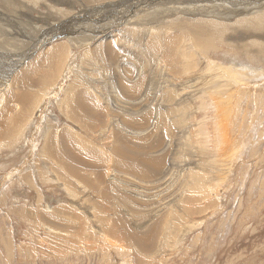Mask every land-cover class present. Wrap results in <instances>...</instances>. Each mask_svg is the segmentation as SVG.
<instances>
[{"label":"rangeland","instance_id":"1","mask_svg":"<svg viewBox=\"0 0 264 264\" xmlns=\"http://www.w3.org/2000/svg\"><path fill=\"white\" fill-rule=\"evenodd\" d=\"M212 1L210 0L209 3L221 5L224 10L231 11L241 7L231 0L229 1L231 5L227 0ZM37 2L42 4H38V7L34 9L37 13H32L31 19L32 25L37 27L38 32L46 25L42 22L37 24L36 20L46 18L47 13L57 14L55 8L58 13L67 12L70 17L76 19L78 17L75 14L84 8L81 7V5L84 6L81 3V5H74L70 9L66 6L67 1H62V6L59 5L55 8L50 7L53 6V3H50L49 0H37ZM160 2L169 6L173 0ZM176 2H181V0ZM151 5L153 6V4ZM2 7L9 9L0 1V8ZM3 8L0 10L1 20L4 17L3 14L8 13L3 12L5 10ZM170 8L172 7L158 10L165 11ZM15 9L17 12L14 11ZM15 9L10 8L9 10H12L18 17V11L19 15L23 11ZM57 15L54 19L57 17L58 20L60 14ZM173 17L167 19L170 23L167 27L157 28L155 26L158 30L152 28L153 32L149 33V38L160 34L158 38L163 43L164 40L172 41L173 54L168 58L176 67H183L180 65L183 55L189 56L196 52L195 58L199 57L201 60L196 62L193 55L190 56L193 57L190 60L191 64L189 63L192 66L191 73L195 75L191 82L199 83L196 77L207 80V82L194 85L198 90L194 96H190L186 90L187 83L183 90V87L180 89L177 87L174 90L167 87L164 77L163 81L161 80L164 82L163 85L160 84V81L157 82V85L151 84L150 73L156 75L157 69H159L158 63L153 62L158 53H152L153 56L140 54L129 43L130 39L138 38L137 35L148 33L150 27L148 25L145 28H141L139 25L138 28L136 26L125 28L126 24L123 22L113 32L115 34L123 33L122 35L127 40L126 44L135 51L129 53L127 59L124 58L129 68L124 69L131 72L137 65H140L147 72L145 73L147 82H145V78L142 83L148 91L147 95L142 85L138 91L134 89L119 90L121 87L118 77H114L119 68L113 67L114 64L107 61L108 56L112 59L110 54L107 58H102L100 47L97 49L99 51L94 49L96 45H101V43L98 44L100 41L97 42L96 39H93L90 43L82 38L81 34L83 33L84 35H82L85 36L86 33L78 27L85 22L80 20L79 25L73 23L74 28L79 30L73 28L76 32L72 33L65 28L63 33H59V35H64L63 38L56 36L47 39L43 42L44 44L41 43V46L39 45L34 51L35 53L33 52L28 59L21 62V65L14 68L10 81H6L4 77L8 76L12 64L19 61L32 49L36 33L25 29L24 38L18 37L19 41L13 47L21 54V57L4 60L3 62L7 64L0 66V121L9 118L10 112L18 108V106L13 107L15 97L19 92L14 89L17 85L15 81H19V79H15L18 73L33 67L35 63L42 62L43 68H45L40 67V69L36 65L35 69H32L35 71V78L31 77L33 81L42 82L38 77L39 71L48 69L46 60L51 58L49 55L51 49L61 48L64 56L60 59L61 67L58 70V78L56 75L47 85V87L51 85L47 90L48 93L44 92L41 97L40 92L35 100L30 96V100L33 102L23 110L25 119L21 125L8 139L0 138V264H264V52L256 53L247 47L245 48L247 53H245L223 47L218 48L215 45L213 54L204 57L200 54V49L194 46L193 39L189 34L175 29L178 24L176 25L177 22L173 21L179 16ZM66 19L70 18H64L63 23L66 22ZM231 19L230 23H233L240 17ZM6 25L5 21H0V44L4 39H10L9 34H12L11 27ZM4 30L8 31V34L4 33ZM99 36L103 38L102 35ZM224 37H226V43L232 45H247L252 41L246 38L240 39L239 35ZM72 38H77L78 43H72ZM174 38L175 41L172 40ZM107 40L116 39L113 36ZM114 46L118 47L117 50L119 49L121 55H124L117 42ZM184 46L187 49L185 51ZM115 47L114 49H116ZM5 49L7 46L2 47L0 51ZM97 52H99L98 56ZM186 58L188 59V57ZM37 60L38 62H36ZM66 62L71 64V67ZM65 66L70 67L67 73L64 72ZM125 70L122 74L129 75L130 79L128 78V80L132 82L134 76ZM49 72L52 70L50 69ZM111 72H113L112 75H110ZM112 76L113 78H111ZM207 76L210 78L207 79ZM84 81L90 82L91 84L85 85H90L92 88L85 87ZM74 85L77 86L73 90ZM78 90L83 91L88 96L87 98L95 101L92 115L83 121L77 117L72 119L67 115L66 101ZM116 90H119L118 93ZM125 90L126 92H124ZM130 91L133 92L130 94ZM55 93H59V96ZM33 94L36 95V93ZM139 94H142V97ZM188 95L190 97H187ZM109 96L112 99H110L111 102ZM168 96L171 99L174 98L170 107L176 106L177 111L183 108L187 118L185 117L186 120L166 118L165 125L159 126V121L154 115L157 113L159 103L162 105L163 101L166 104V101L169 100ZM9 99L11 101L8 102ZM117 100L120 101L117 102ZM155 101L157 102L154 103ZM180 102L182 105L179 106ZM149 103L152 104L153 109ZM109 107L112 109L110 110ZM18 109L16 111H19ZM130 109L134 111H130ZM147 109L148 111H146ZM121 112L123 113L121 114ZM117 114L120 115V118ZM103 116H106V119ZM135 116L138 120L134 118ZM94 120L100 121L97 123ZM2 123L4 122L2 121ZM154 125L158 127L156 128ZM116 127H122V130ZM137 129L139 132L136 131ZM63 131L76 141L71 151V154L75 153L74 158L77 156L84 158H77L75 161L78 163V160H82L81 163L79 161L77 166L73 165L82 178L85 176L83 180L75 179L68 174L65 165L67 157L64 156V159L62 148H58L59 155L56 160L50 161L47 158L46 153L51 147L52 139ZM136 132L138 135L135 134ZM120 134L125 136L120 137L121 145L126 138L124 141L128 147L133 148L132 146L137 145L143 148L141 151L149 148L147 154H153L151 155L153 158L164 156L163 171L171 176V179L167 180L168 183L170 181V185L166 182L165 186L162 185L163 188L162 186L159 188V184L155 182L157 180L155 176L144 177L138 181L136 176L119 171V169L134 165L131 160H128L129 157L124 159L121 156H116L112 150L114 143L118 145L114 139ZM134 135H137L138 138ZM172 136L174 140L171 139ZM150 138L152 143L149 142ZM132 141L136 144L132 143L131 146L129 142ZM58 146H63L61 141H57L52 147ZM82 148L87 153L88 150H92L93 152L89 153L102 156V163L100 161V163L91 164L87 162L84 157L86 153L81 150ZM158 150L164 151L160 153L157 152ZM82 162L83 165H80ZM181 166L184 168V172L181 170ZM188 170L190 171L188 172ZM194 172L197 173L196 182L192 180ZM112 173L115 175L112 176ZM156 190L160 192L156 193ZM103 192H105L104 196ZM164 192L166 193L164 194ZM168 200L174 202L175 205ZM209 203L214 204L211 207H206V204ZM168 204L171 205L170 208ZM108 208H110L109 211L106 210ZM191 209L194 212L189 211ZM154 210L161 212L156 213ZM151 211L150 218L152 217L153 221L149 219ZM184 212L187 215L185 217L182 216ZM165 214L169 217L166 218ZM170 215L179 216L180 219L178 222L172 221L173 229L168 230L165 234L167 224L172 220ZM206 218H208L207 221H202ZM163 220L168 223L161 225Z\"/></svg>","mask_w":264,"mask_h":264},{"label":"bare ground","instance_id":"2","mask_svg":"<svg viewBox=\"0 0 264 264\" xmlns=\"http://www.w3.org/2000/svg\"><path fill=\"white\" fill-rule=\"evenodd\" d=\"M2 2V4L4 3L6 6L10 8H13V10L15 8H18V10L20 9V11H23L22 13H20L19 15V11H18V17L17 15L15 16L14 12H12V10L10 11L9 9H5L3 8V12H8L7 14H3V21H5V24H7L6 26H9L11 27V30H12V34H9L10 36V39H4L3 42L0 44V50L2 47H6L7 46V49L3 50V51H0V61H1V64L0 66H3L7 63H4L3 61L4 60H13L15 58H19L21 57V54L19 52H17L13 45L18 42V37H21V38H24V30H30L31 32H34L36 33V35L34 36V41H33V45H32V49L29 50L19 61H16L12 64L11 66V69H10V72L8 74L7 77H4L6 79V81H8L9 79H11V74H12V71L14 70L15 67H18V65L20 64L21 65V62L23 60H25L26 58L28 59V57L37 49V47L45 42L47 39H50V38H55L56 36L57 37H62L64 35H59V33H63L65 28H67V30H69L70 32L74 33L76 31L73 30V28L75 27L73 23H80V21H83L85 22V24L83 25H80L78 28L81 29L83 32H85V36H82V38H85L88 42L91 43V41L93 39H96L98 44L101 43V45H96L94 47L95 50L98 49V47H100V54H102V58L106 57L110 54L112 59L109 58L108 56V62L110 63H113L114 66L113 67H116V68H119L117 70V72L115 73L114 77L117 78L118 77V80H119V84H120V87L121 89L119 90H122L123 89H134V90H139L144 84L143 81H145V78H146V81L147 82V77L145 75V73H147L145 70H143L144 68H142V66L140 65H137L135 69H133L131 72H127V70H125L124 68H128L127 67V64L125 63L124 61V58H128V54L131 52H135L134 49L136 48V52H139L140 54H144L146 56H153L152 53H158L156 54V58L153 59V62H156L158 63V72H156L157 74L153 75L150 73L149 75V79L151 80V84L154 83L155 85H157V82L160 81V84L163 85L164 82H162L163 80V77L165 79V83H167V87L169 86L170 89L174 90L175 88L179 87H183L182 90L184 89L185 87V83H187L188 85L185 87L186 90H188V93L190 96H194L198 93V90L195 89L194 85H198V84H205L207 82V80H204L202 78H199V77H196V80L199 81V83H192L191 81H193L195 75L191 73V69L192 66L190 65V60L194 57V59L196 60V62L200 61L201 59L199 57L195 58V55H196V52H193L192 55L193 57H190L192 55H189V56H185L183 55L182 56V61L180 63V65H183V67H176L173 63H171L170 59L168 58L169 55H172L173 54V47H172V41L171 40H164V43L162 42L161 39L158 38V35L160 34H156V37H153V38H149V33H152L153 30L152 28H155L157 29L158 27H164L167 25H170V23L167 21V19L178 15L179 18L178 19H173L174 21L173 22H177L176 25L178 24V27H176L175 29H178V31H183L187 34H189L192 39H193V43H194V46H196L197 48H199V52L201 55H203L204 57H209L210 54H213L212 52L213 49H214V46L217 45L218 48L220 47H223L225 49H231V50H237V51H242V52H245L247 53V51L245 50V48H250L252 49L253 51H255L256 53H263L264 52V0H231V1H234L235 4H239V6H241L240 8L236 9V10H224L222 8L221 5H213V4H210V0H181V2H176L175 0H173V3L169 6H166L165 4H161L160 1L162 0H116V1H109V0H49L50 3H53V6H50V7H53L55 8L56 6H59L61 5L62 6V1H67L66 3V6L67 7H72L74 5H81L84 4V6L81 5V7L83 8V10L79 11L77 14V19L74 18V17H70L69 14H67V12H65L64 14H61L60 12L58 13V10L55 8V13L57 14H60L59 15V19L57 20V17L54 19L55 15L57 14H48V16L44 19H35L34 18V22L36 20L37 24L39 22H42L46 25V27L44 29H41L40 32H38L37 30V27L35 25H32V19H31V16H32V13H37L34 9L36 7H38V4H42V3H38L37 0H18L19 2H16L15 0H0ZM109 1V2H108ZM212 1V0H211ZM230 0H227L228 4L231 5V3L229 2ZM45 2V1H44ZM120 2V3H119ZM213 2V1H212ZM211 2V3H212ZM260 2V3H259ZM47 3V2H46ZM45 3V4H46ZM64 3V2H63ZM165 3H167L165 1ZM218 3V2H216ZM65 4V3H64ZM153 4V6L151 5ZM224 4V3H223ZM226 5V4H225ZM46 6V5H45ZM99 6V7H97ZM101 6V7H100ZM94 7V8H93ZM155 7V9H154ZM164 7H172L165 11H162V10H158L160 8H164ZM229 7V6H228ZM0 8V10L2 9ZM45 8V7H44ZM150 8H152L150 11H148ZM47 9V7H46ZM51 9V8H50ZM71 9V8H70ZM147 11H144L146 10ZM17 9H15L14 11H16ZM63 10V9H62ZM2 12V11H1ZM17 12V11H16ZM48 12H49V6H48ZM51 12V11H50ZM70 13V12H69ZM42 14V13H40ZM44 14V13H43ZM46 14V15H47ZM161 15V16H160ZM58 16V15H57ZM233 17H240V19L236 20L235 22L233 23H230V20H232L231 18ZM18 18V20H17ZM64 18H70V19H66V22L63 23L65 20H63ZM80 18V19H79ZM174 18V17H173ZM212 21H211V20ZM1 18H0V21H2ZM92 20H95V21H92ZM50 21H52L51 23H49ZM217 21H220V22H217ZM105 22V23H104ZM112 22H115L114 24ZM125 23L126 26L125 28H128V27H134L136 26L138 28V25L141 27V28H145L147 25L150 26L149 27V32H144V34H140V35H137L138 38H135V39H130L129 40V43L130 45L134 48H132L131 46L127 45L126 44V37H124L122 34L123 33H118V34H115L113 33L114 32V29L120 24V23ZM4 23V22H3ZM58 23V24H57ZM82 24V23H81ZM124 24V25H125ZM79 25V24H78ZM174 26V24H172ZM157 28H156V27ZM41 28V27H40ZM43 28V27H42ZM148 28V27H147ZM171 28V27H170ZM75 29V28H74ZM77 29V28H76ZM75 29V30H76ZM77 29V30H79ZM169 29V28H168ZM167 29V30H168ZM174 29V30H175ZM44 32H43V31ZM126 30V29H125ZM158 30V29H157ZM165 30V31H167ZM171 30V29H170ZM173 30V29H172ZM162 31V30H161ZM3 32V31H2ZM130 32V31H129ZM160 32V31H158ZM4 33L8 34V31H5L4 30ZM47 33V34H46ZM56 33V34H55ZM3 34V33H2ZM55 34V35H54ZM68 34V33H66ZM164 34V33H163ZM77 35V34H76ZM99 35H102L103 38H101ZM226 35H239L240 36V39H243V38H246V39H251L252 41L247 44V45H232V44H229V43H226ZM115 37V39L117 40H107L106 39H111L112 37ZM134 36V34H133ZM136 37V36H135ZM170 38L172 36H169ZM63 38V37H62ZM81 39V37H78ZM173 38V37H172ZM59 39V38H58ZM54 40V39H53ZM57 40V39H56ZM79 40V39H78ZM175 41V38L172 39ZM72 43H78L77 42V38H72L71 39ZM228 41H229V38H228ZM66 42V41H65ZM116 42L119 44L120 46V49L124 52V55H121V53H119V49L117 50V48L114 46V44H116ZM44 44V43H43ZM80 44V43H79ZM78 44V45H79ZM96 44V43H95ZM93 44V45H95ZM74 45V44H73ZM81 45V44H80ZM193 45V44H192ZM41 46V45H40ZM158 46H160V49H158ZM114 47L116 49H114ZM65 48V47H64ZM73 48V47H71ZM130 48H132L130 50ZM93 49V51H94ZM184 51L187 50L186 47L184 46L183 47ZM48 50V49H47ZM70 50V49H69ZM68 50V51H69ZM97 50V51H99ZM63 50L61 48L59 49H51V51L49 52V55L51 56L50 60H46V67L48 68L47 70H44V71H39V75L38 77L42 80V82H37V81H33V79H31V77L33 78L34 77V73L35 71L32 70V69H35L34 67L37 65L38 68H43V64L42 62L39 63L38 60L36 62L38 63H35V65L33 67H29L27 69H24L22 68L23 71H21L20 73H18V75L16 76L15 79H19L18 82H16L15 80V83L17 84L15 86V90L16 91H19L17 92L18 96L15 97V104L13 105V107H17L18 106V110L19 111H16L17 109H14L13 111L10 112V115H9V118H5V119H2L0 121V138L5 140V139H8L9 136L14 133V131L16 130V128L21 125V123L23 122V119H25V113L23 112V110L26 108V107H29L31 105V103L33 102V100H35V97H38L40 95V92H41V97L43 96V93L47 92V90H49V87L51 85H48V83L50 82V80L52 78H55V76L57 75V78H58V70L60 69L61 65H60V59L63 58ZM120 51V52H122ZM122 52V54H123ZM210 52V53H209ZM35 53V52H34ZM98 53L97 52V56H98ZM65 54V53H64ZM68 54V53H67ZM160 54V55H159ZM96 55V53H95ZM74 56V55H72ZM75 57V56H74ZM188 57V59L186 58ZM76 58V57H75ZM74 59V58H73ZM72 59V60H73ZM125 59V60H126ZM150 59V58H149ZM71 60V61H72ZM75 60V59H74ZM73 60V62H75ZM68 61V59H67ZM152 61V60H151ZM44 62V61H43ZM67 63V62H66ZM68 63H70L68 61ZM67 63V64H68ZM109 63V64H110ZM190 63V64H189ZM69 65V64H68ZM71 65V64H70ZM69 65V66H70ZM111 65V64H110ZM109 65V66H110ZM69 66H65L66 67V70H64V72L66 71V73L69 71ZM140 66V67H139ZM73 67V66H72ZM138 67V68H137ZM169 67V68H168ZM21 68V67H20ZM40 68V69H41ZM45 68V67H44ZM43 68V69H44ZM121 68H123L127 73H132V75L134 76V80L131 82L128 80V78L130 79V76L129 75H126V74H122L124 72V70H122ZM17 69V68H16ZM52 70V72H49V70ZM72 69V68H71ZM129 69V68H128ZM207 69V68H206ZM154 70V69H153ZM152 70V71H153ZM115 72V71H114ZM113 72H111L110 75H112ZM186 73V74H185ZM207 73V72H206ZM135 74V75H134ZM66 75V74H65ZM123 75V78L125 79H121ZM145 75V77H144ZM148 75V74H147ZM198 75V74H197ZM204 75V74H203ZM151 76V77H150ZM62 78H66L65 76H61ZM60 77V78H61ZM226 77V76H225ZM3 78V77H2ZM35 78V77H34ZM37 78V76H36ZM113 78V76L111 77ZM144 78V79H143ZM210 78L209 76H207V79ZM39 79V80H40ZM109 79V78H107ZM224 79V78H223ZM121 80H124L123 82ZM162 80V81H161ZM5 81V80H4ZM5 81V82H6ZM10 81V80H9ZM112 81V80H110ZM218 81V80H217ZM13 82V81H12ZM144 82V83H145ZM203 82V83H202ZM84 83V86L89 88L91 87L90 85H85V84H91L90 82H83ZM113 83V82H112ZM116 83H118L116 81ZM115 83V84H116ZM179 83V84H178ZM75 84V83H74ZM100 84V83H99ZM125 84V85H123ZM150 84V86H151ZM177 84V86H176ZM63 85V84H62ZM79 85V84H77ZM77 85H74L73 87V90L76 88ZM97 85V84H96ZM113 85V84H112ZM142 85V86H141ZM153 85V84H152ZM258 85V84H257ZM154 86V85H153ZM2 87V86H1ZM6 87V86H5ZM60 87V86H59ZM80 87V86H79ZM82 87V86H81ZM94 87V86H93ZM108 87V86H107ZM111 87V86H110ZM115 88V86H113ZM117 87H118V84H117ZM119 87V88H120ZM144 87V86H143ZM152 87V86H151ZM163 87V86H162ZM165 87V85H164ZM19 88V89H18ZM84 88V87H83ZM92 88V87H91ZM98 88V87H97ZM156 88V87H155ZM154 88V90H155ZM203 88V87H202ZM218 88V87H217ZM62 89V88H61ZM106 89V88H105ZM148 89V88H147ZM150 89V88H149ZM148 89V90H149ZM153 89V88H151ZM178 89V90H179ZM255 89V88H254ZM21 90V92H20ZM90 90V89H89ZM107 90H110V89H107ZM119 90H116L119 91ZM126 90L124 92H126ZM143 90V89H142ZM144 90H146V87H144ZM153 90V91H154ZM15 91V92H16ZM96 91V90H95ZM177 91V90H176ZM180 91V90H179ZM58 92V91H57ZM131 92L133 91H130V94ZM145 92V91H144ZM147 90H146V95H147ZM31 93V94H30ZM33 93H36L33 94ZM45 93V94H46ZM61 93V91H60ZM69 93V92H67ZM118 93V92H117ZM141 93V92H140ZM173 93V92H172ZM44 94V95H45ZM53 94V93H51ZM50 94V96H51ZM57 96H59L57 93H55ZM103 94V93H102ZM116 94V93H115ZM150 94V93H149ZM148 94V95H149ZM109 95V94H108ZM126 95V94H125ZM124 95V96H125ZM132 95H135V93ZM131 95V97L133 98V96ZM141 95L142 97V94H139V96ZM187 96V97H190V96ZM30 96H32L33 100H30ZM114 96V95H113ZM119 96V95H118ZM121 96V95H120ZM119 96V97H120ZM145 96V94H144ZM88 96L85 95V93H83V91L81 90H78V91H75L73 96L70 97L67 101H66V108L68 109V114L69 117H71L73 119V117H77L79 120L83 121V119L89 117L90 115H92V109H94V104H95V101L87 98ZM105 97H106V94H105ZM127 97V95H126ZM147 97V96H146ZM169 97V100L166 101V104L162 101V105L159 103V106L157 107L156 104L154 105V103H156L157 101H155L154 103H152L154 106H156L158 108L157 110V113L156 115H154L158 121H159V126H164L165 125V121H166V118H170V119H179V120H186V116H185V113H184V110L183 108H181L179 111L176 110V106L175 107H170L171 105V102H173V99ZM173 97V96H172ZM48 98V97H47ZM46 98V99H47ZM104 98V96H103ZM107 98V97H106ZM129 98V97H127ZM135 98V97H134ZM55 99V98H54ZM110 96H109V100H110ZM120 99V98H119ZM126 99V98H125ZM141 99V98H139ZM162 100V98H160ZM192 99V98H191ZM108 100V98H107ZM112 100V99H111ZM110 100V102H111ZM128 100V99H127ZM131 100V99H130ZM159 100V99H158ZM164 100V99H163ZM166 100V99H165ZM218 100V98H217ZM236 100V99H235ZM238 100V99H237ZM11 101V99L8 100V102ZM42 101H44L42 99ZM116 101V100H115ZM120 101V100H117V102ZM123 101V98L121 100V102ZM185 101H189V100H185ZM184 101V102H185ZM192 101V100H191ZM48 102V101H46ZM104 103H106L105 101H103ZM109 102V101H108ZM107 102V104H108ZM116 102V103H117ZM119 102V103H121ZM127 102V101H126ZM161 102V101H160ZM45 103V102H43ZM42 103V104H43ZM115 103V102H114ZM164 103V104H163ZM169 103V104H167ZM183 103V101H182ZM225 103V102H223ZM122 104V103H121ZM150 104V103H149ZM150 104V106L152 105ZM103 105V104H102ZM101 105V106H102ZM110 105V103H109ZM108 105V106H109ZM133 105H135V103H133ZM176 105V104H175ZM182 105L181 102L179 103V106ZM44 106V105H43ZM99 106V105H98ZM112 106V105H111ZM116 106V105H115ZM118 106V105H117ZM126 106V105H125ZM140 106V105H139ZM104 107V105H103ZM120 107V106H119ZM138 107V106H137ZM153 106H151L152 108ZM43 108V107H42ZM128 108V107H127ZM150 108V107H148ZM10 109V108H9ZM109 109L111 110L112 108L109 107ZM153 109V108H152ZM154 109V111H155ZM105 110V109H104ZM122 110H124L122 108ZM42 111V110H41ZM66 111V110H65ZM96 112L98 110H95ZM101 111V109H100ZM117 111V110H116ZM119 111V110H118ZM130 111H134V110H131ZM145 111V110H143ZM148 111V109L146 110ZM153 111V110H152ZM115 112V111H114ZM137 112V111H135ZM156 112V111H155ZM100 113V112H99ZM103 113V111H102ZM115 113H118V112H115ZM115 113H112V114H115ZM123 112H121L122 114ZM125 113V112H124ZM144 113V112H143ZM236 113V112H235ZM39 114V113H38ZM96 114V113H95ZM120 114V113H119ZM128 114V113H126ZM135 114V113H134ZM141 114V113H140ZM146 114V113H144ZM155 114V113H154ZM97 115V114H96ZM118 115V114H117ZM116 115V116H117ZM129 115V114H128ZM137 115V114H136ZM148 115V114H147ZM146 115V116H147ZM153 115V114H152ZM231 115H234L231 113ZM27 116V115H26ZM98 116V115H97ZM111 116V115H110ZM114 116V115H113ZM119 118H120V115H118ZM132 116V115H131ZM158 116V117H157ZM92 117V116H91ZM90 117V118H91ZM100 117V116H99ZM102 117V115H101ZM105 119H106V116H103ZM125 117V116H123ZM127 117V116H126ZM133 117V116H132ZM131 117V118H132ZM139 117V116H137ZM186 117V118H185ZM114 118H117V117H114ZM128 118V117H127ZM136 118V116L134 117ZM133 118V119H134ZM147 118V117H146ZM145 118V119H146ZM101 119V118H100ZM105 119H103V121H105ZM111 119V118H110ZM109 119V120H110ZM144 119V118H143ZM144 119V120H145ZM154 119V118H152ZM88 120V119H87ZM98 120V119H97ZM112 120V119H111ZM128 120V119H127ZM136 120H138L136 118ZM140 120V119H139ZM143 120V121H144ZM148 120V119H147ZM2 121L4 123H2ZM95 121V120H94ZM100 121V120H99ZM98 121V122H99ZM102 121V120H101ZM130 121V120H128ZM127 121V122H128ZM134 121V120H133ZM142 121V122H143ZM149 121V120H148ZM151 121V120H150ZM97 122V121H95ZM97 122V123H98ZM107 122V120H106ZM113 122V120H112ZM111 122V123H112ZM115 122V121H114ZM155 122V121H153ZM101 123V122H100ZM99 123V124H100ZM110 123V124H111ZM130 123V122H129ZM151 123V122H150ZM169 123H171L169 121ZM109 124V125H110ZM116 124V123H115ZM114 124V125H115ZM125 124V123H124ZM152 124V123H151ZM97 125V124H96ZM95 125V126H96ZM104 125V124H102ZM113 125V124H112ZM122 125V124H121ZM133 125V124H132ZM140 125V124H139ZM153 125V124H152ZM152 125H149V126H152ZM170 125V124H169ZM94 126V127H95ZM115 126H118V125H115ZM130 126V125H129ZM138 126V125H137ZM156 128L158 127L157 125H154ZM172 126V125H171ZM125 127V126H124ZM128 127V126H126ZM140 127H143V126H140ZM92 128V127H91ZM111 128V127H110ZM115 128V127H114ZM117 128V127H116ZM119 129H121L120 127H118ZM117 128V129H118ZM130 128V127H129ZM164 128V127H163ZM144 129V128H142ZM151 129V128H150ZM184 129V128H183ZM187 129V128H186ZM109 130V129H108ZM114 130V129H113ZM112 130V131H113ZM122 130V129H121ZM126 130H128L126 128ZM145 130V129H144ZM171 130V129H170ZM175 130V129H174ZM74 131V130H73ZM123 131H125V129H123ZM137 132L138 129L136 130ZM141 131V129H140ZM147 131V130H145ZM180 131V130H179ZM104 132V131H103ZM129 132V131H128ZM128 132H125V133H128ZM135 133L138 135V133ZM152 132V131H151ZM162 132V131H161ZM184 132V131H183ZM239 132V131H238ZM144 133V132H143ZM153 133V132H152ZM173 133V132H172ZM179 133V132H178ZM109 134V133H108ZM124 134V133H123ZM148 134V132H147ZM153 134H156V133H153ZM152 134V135H153ZM169 134V133H168ZM223 134V133H222ZM118 135V133H117ZM137 135H134L137 137ZM140 135H141V132H140ZM151 135V136H152ZM157 135V134H156ZM171 135V134H170ZM173 135V134H172ZM123 136V135H122ZM121 134L120 136H116L115 139H114V142L116 141L118 143V145H115L114 143V146L112 148V150L114 151V154L116 156H121L122 158L124 159H127L128 157V160H131V162L134 164V165H129L128 168H125V169H119V171H122L123 173L127 174H131L133 176H136L138 178V181L139 179H143L144 177H152V176H155L156 177V181H155V178H154V181L157 182V184H159V188L160 186H162L164 184L165 186V183L167 182V180L171 177L169 175V173H165L163 170H164V166H165V163H164V156L161 157V156H158V157H155L153 158V154H150L148 155L147 154V150H144V151H141L143 150V148L141 147H138L137 145H134L132 146V143H134L133 141L132 142H129L131 144V147H128L125 143V141L123 140V145H121V142H120V137H122ZM161 136V135H160ZM107 137V136H106ZM125 137V136H123ZM127 137V136H126ZM130 137V136H129ZM146 137V136H145ZM154 137L156 138V136L154 135ZM158 137V136H157ZM179 138V136H177ZM173 138V136L171 137V139ZM224 138V137H223ZM151 139V138H150ZM168 139V138H167ZM220 139V138H219ZM156 140V139H155ZM154 140V141H155ZM174 140V139H172ZM176 140V138H175ZM57 141H61L62 145L63 146H58V147H52L54 144H56ZM131 141V140H130ZM158 141V139H157ZM162 141V140H161ZM164 141V140H163ZM32 142V141H31ZM150 143H152V139L151 141H149ZM148 142V143H149ZM156 142V141H155ZM160 142V141H159ZM145 143V142H144ZM147 143V144H148ZM149 143V144H150ZM157 143V142H156ZM154 143V144H156ZM165 143V142H164ZM172 143V142H171ZM76 144V141L74 139L71 138V136L63 131L60 135H58L56 138H53L52 139V144H51V147L49 149V151L46 153L47 155V158L50 160V161H53V160H56L58 158V152H59V149L58 148H62L63 149V157L66 156L67 159H64L67 160V162L65 163V165L67 166V171H68V174H70L73 178L75 179H78V180H83V178H85V176H83V178L79 175L78 171L76 170L75 167H73V165L77 166L76 164L81 163L82 160H78V163L77 161H75L77 158L80 159V158H83V157H75V153L71 154V151H72V147L73 145ZM136 144V143H134ZM138 144V143H137ZM143 144V143H142ZM141 144V145H142ZM143 145H146V144H143ZM170 145V144H169ZM140 146V145H139ZM159 146V145H158ZM229 146V145H228ZM31 147V146H30ZM152 147V145H151ZM163 147V146H162ZM131 148V149H130ZM141 148V149H140ZM157 148V147H155ZM154 148V149H155ZM32 149V148H30ZM167 149V148H166ZM83 150V148L81 149ZM88 150V148H87ZM153 150V148H152ZM165 150V149H164ZM163 150V151H164ZM168 150V149H167ZM62 151V150H60ZM89 152H93L92 150H88ZM163 151H157V152H160L162 153ZM31 152V151H30ZM84 153H86V155L84 156L85 159L87 160V162H89L90 164L91 163H102V156H96V154H92V153H87L83 150ZM112 152V151H111ZM151 152V151H150ZM166 152V151H165ZM171 152V151H169ZM113 153V152H112ZM155 153V152H153ZM234 153V152H233ZM61 154V153H60ZM157 155V154H156ZM245 155V154H244ZM168 159V157H166ZM170 158V157H169ZM84 159V158H83ZM104 159V158H103ZM108 160V159H107ZM100 161V162H99ZM135 161V162H133ZM169 161V160H168ZM84 162V161H83ZM83 162L82 164L80 165H83ZM86 163V165H88ZM63 165V164H62ZM85 165V164H84ZM92 166V165H91ZM116 167V166H115ZM22 168V167H21ZM178 170L180 168H177ZM183 167L181 166V170L183 171ZM118 171V170H117ZM190 170H188L189 172ZM98 172V171H97ZM97 172H96V175H97ZM184 172V171H183ZM187 172V173H188ZM195 173V172H194ZM91 174H94V173H91ZM100 174V173H98ZM114 176L115 174L112 173ZM95 175V176H96ZM129 175V176H131ZM101 178H102V175H100ZM99 176V177H100ZM122 176V175H121ZM188 176V174H187ZM190 176V175H189ZM192 176H193V181L196 182L197 179V173L193 174L192 173ZM188 178V177H187ZM113 179V178H112ZM171 179V178H170ZM174 179V178H173ZM190 179V178H188ZM114 180V179H113ZM119 180V179H118ZM115 181V180H114ZM143 181V180H141ZM145 181V180H144ZM192 181V183H193ZM154 182V183H155ZM114 183V182H113ZM168 183V182H167ZM148 184H150L148 182ZM144 185V184H143ZM168 185H170V181L168 183ZM139 186V185H138ZM150 186H152L150 184ZM167 186V184H166ZM197 186V185H195ZM149 187V185H148ZM157 187V186H156ZM190 187V186H189ZM235 187V186H234ZM6 188V187H5ZM136 188V187H135ZM146 188V187H145ZM150 188V187H149ZM152 188V187H151ZM155 188V187H154ZM163 188V186H162ZM172 188V187H171ZM4 189V188H3ZM156 189V188H155ZM158 189V188H157ZM7 190V189H6ZM144 191V189H142ZM160 190V189H159ZM171 190V189H169ZM168 190V191H169ZM196 190V189H194ZM193 190V191H194ZM4 191V190H3ZM151 191V190H150ZM140 192V191H139ZM158 192V190H156V193ZM160 192V191H159ZM158 192V193H159ZM155 193V191H154ZM163 193V192H162ZM166 192H164L165 194ZM168 194V193H167ZM102 195L104 196L105 195V192L102 193ZM134 195V194H133ZM132 195V196H133ZM136 195V194H135ZM156 195V194H155ZM158 195V194H157ZM161 195V194H160ZM154 196V195H153ZM159 196V195H158ZM157 197V196H156ZM174 197V196H173ZM176 197V196H175ZM181 197V195H180ZM107 198V197H106ZM138 199V198H137ZM158 199V198H157ZM160 199V197H159ZM169 199V198H168ZM145 200V199H144ZM147 200V199H146ZM161 200V199H160ZM165 200V199H164ZM166 201V200H165ZM164 201V202H165ZM169 201V200H168ZM133 202V201H132ZM146 202V201H145ZM150 202V201H149ZM161 202V201H159ZM167 202V201H166ZM170 203H173L174 202H171L169 201ZM158 203V202H157ZM176 203V202H175ZM214 204V203H213ZM212 203H209V204H206V207H211L213 206ZM96 205V204H95ZM100 205V204H99ZM156 205V204H155ZM103 206V204H102ZM150 206V205H149ZM169 206V204H168ZM167 206V207H168ZM171 206V205H170ZM169 206V208H170ZM204 206V204H203ZM226 206V205H225ZM108 207V206H107ZM106 207V208H107ZM161 207V206H159ZM175 209L176 206H174ZM51 208V207H50ZM104 208H105V205H104ZM130 208V207H129ZM132 209V208H131ZM157 209V208H156ZM155 209V210H156ZM160 209V208H159ZM158 209V210H159ZM185 209V208H184ZM106 210H110V208L106 209ZM154 210V211H155ZM197 210V208H196ZM134 211V210H133ZM153 211V212H154ZM173 211V210H172ZM189 211H193L194 210H189ZM135 212V211H134ZM138 212V211H136ZM156 212V211H155ZM154 212V213H155ZM161 212V211H160ZM160 212H156V213H160ZM163 212V211H162ZM181 212V211H180ZM110 213V212H109ZM148 213V212H147ZM152 211L150 212L149 214V219H151V221H153V218L151 217L150 218V215H151ZM155 213V215H156ZM114 215V214H112ZM180 215V214H179ZM211 215V213H210ZM152 216H154V214H152ZM157 216V215H156ZM155 216V217H156ZM182 216L185 217L187 216L186 213H182ZM147 217V216H146ZM165 217L168 218L169 215L165 214ZM170 217H172V220L169 222V224L166 223V220H163V223L161 225H163L164 223L167 224V228H166V232L165 234L167 233L168 230H172L174 225L171 223L172 221H176L178 222L180 217L179 216H174V215H170ZM211 217V216H210ZM209 218V216H208ZM204 219L202 221H207V219ZM217 218V217H216ZM191 219V218H190ZM189 219V220H190ZM195 219V218H193ZM198 219V218H196ZM155 220V219H154ZM74 221V220H73ZM185 221V220H184ZM193 222V220H191ZM199 222H201L199 220ZM157 223V222H156ZM205 223V222H204ZM193 224V223H192ZM110 225V224H109ZM179 225V224H178ZM187 225V224H186ZM52 226V225H51ZM165 226V225H164ZM197 226V225H196ZM50 227V226H49ZM54 227V226H53ZM154 228V227H153ZM156 228V227H155ZM158 228V227H157ZM182 230V229H181ZM188 230V229H187ZM58 231V230H57ZM152 231V230H151ZM185 231V230H184ZM153 232V231H152ZM183 233V232H182ZM172 234V233H171ZM248 238V237H247ZM139 240V239H138ZM144 242V240H143ZM138 244V242H137ZM46 245V244H45ZM141 246V245H140ZM143 247V246H142ZM141 248V247H140ZM149 248V247H148ZM153 248V247H152ZM149 250V249H148ZM144 251V250H143ZM151 251V249H150ZM149 252V251H148ZM146 252V253H148ZM22 253V252H21Z\"/></svg>","mask_w":264,"mask_h":264}]
</instances>
